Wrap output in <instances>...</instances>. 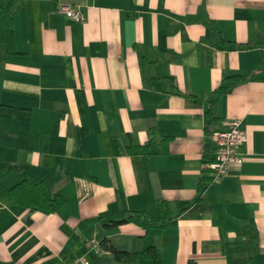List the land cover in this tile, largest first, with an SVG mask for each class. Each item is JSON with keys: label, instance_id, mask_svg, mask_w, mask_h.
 <instances>
[{"label": "crops", "instance_id": "0c3cea01", "mask_svg": "<svg viewBox=\"0 0 264 264\" xmlns=\"http://www.w3.org/2000/svg\"><path fill=\"white\" fill-rule=\"evenodd\" d=\"M15 31L21 54L0 50V264H127L88 245L103 240L153 247L160 264H264V0H24ZM208 101L213 131L239 119L245 133L242 163L215 181ZM22 181L65 205L20 208L9 192ZM162 204L160 236L111 224L157 219Z\"/></svg>", "mask_w": 264, "mask_h": 264}, {"label": "trees", "instance_id": "16d2710c", "mask_svg": "<svg viewBox=\"0 0 264 264\" xmlns=\"http://www.w3.org/2000/svg\"><path fill=\"white\" fill-rule=\"evenodd\" d=\"M24 0H6V4H1L0 0V50L1 47L6 48V53L9 56L20 55L17 47V37L15 31V17L22 7ZM215 34V31H212ZM215 37V36H214ZM217 38V37H215ZM219 42V41H218ZM220 43V42H219ZM242 80L239 77L224 79L216 94H225L230 87L225 82ZM180 94V93H178ZM194 102H201L196 97H190ZM206 110L204 112V132L211 135L216 126L219 125V119L213 114V101L206 102ZM210 136V140H211ZM212 141V140H211ZM209 145V143H208ZM151 148V144L144 146H129L130 154L142 155L147 153ZM208 152L203 155V162L207 163ZM203 181L197 190L196 201L200 200L202 189L204 188ZM10 198L15 205L23 209H32L35 211L56 212L65 205V199L56 195L50 196L46 184L43 181L29 182L22 181L13 187L9 192ZM163 205V215L157 219L146 214L144 211H126L123 217L118 221L111 222L117 226L121 224H135L144 230L146 236H160L169 226L172 216L167 205ZM99 218L88 220V222H97ZM246 235L251 242L255 241L252 231H246ZM100 250L110 252L114 255L116 261L127 264H160V255L155 248L149 247L142 252L130 253L117 250L110 244L108 240H103L99 243Z\"/></svg>", "mask_w": 264, "mask_h": 264}, {"label": "built area", "instance_id": "2783aa9c", "mask_svg": "<svg viewBox=\"0 0 264 264\" xmlns=\"http://www.w3.org/2000/svg\"><path fill=\"white\" fill-rule=\"evenodd\" d=\"M58 13L72 22H84L83 14L71 5L61 4ZM222 125L223 128L214 131L211 136L215 146V158L204 165V169L212 174V181L226 176L232 166L239 165L243 161L238 152L240 145L245 140V133L241 129V121L239 119H231L223 121ZM88 245L96 251H101L93 242H89ZM66 264L89 263L84 257H78Z\"/></svg>", "mask_w": 264, "mask_h": 264}]
</instances>
